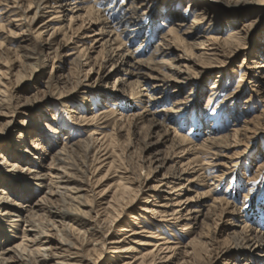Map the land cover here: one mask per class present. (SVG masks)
<instances>
[{
  "label": "rangeland",
  "instance_id": "374dc122",
  "mask_svg": "<svg viewBox=\"0 0 264 264\" xmlns=\"http://www.w3.org/2000/svg\"><path fill=\"white\" fill-rule=\"evenodd\" d=\"M36 1L0 0V144L24 150L28 160L19 163L44 175L24 179L26 171H15L4 179L0 166V188L6 185L10 200L23 201L22 188L39 199L58 187L64 141L81 148L77 157L90 146L86 175L69 168L82 180L90 215L63 222L38 209L53 263L264 264V82L260 89L254 81L264 68H257L264 3L234 10L214 0H148L147 9L112 27L123 16L117 5L136 0H49L32 22ZM196 2L213 10L197 15ZM233 35L221 48L241 47L216 66L201 69L188 59L214 60L219 45L211 38ZM136 60L145 74L127 70ZM130 80L139 82L131 87ZM145 92L159 98L147 102ZM124 185L135 192L120 205ZM54 203L64 205L57 196ZM4 210L0 257L26 264L13 248L32 242L29 223ZM68 227L73 248L62 242Z\"/></svg>",
  "mask_w": 264,
  "mask_h": 264
},
{
  "label": "bare ground",
  "instance_id": "6f19581e",
  "mask_svg": "<svg viewBox=\"0 0 264 264\" xmlns=\"http://www.w3.org/2000/svg\"><path fill=\"white\" fill-rule=\"evenodd\" d=\"M147 1L148 0H136L135 2H132V3L128 2L129 5L127 3H125V4L123 3L122 5H117L119 8V11H121L123 16H122V19H120V20L118 19V21L112 23V27H114V26L120 27L123 23L126 22V19H125L126 16L129 13L137 12L138 8L143 7L144 9H147L148 8ZM191 1H197V0H191ZM214 1L224 2V3L228 4L230 7H233L234 10L236 8H238V6H240V5H241V7L244 6L248 9V7L250 8V6L255 5V3L257 2V0H214ZM49 4H50L49 0H37L36 1V8L34 10L33 17L31 18L32 22H34L35 19H37L39 17V15L44 11V9L46 7L50 6ZM62 5L63 4H60L58 6H62ZM126 5H128V7ZM194 7L196 9L197 15H202L203 17L208 15L213 10V4H211V3L201 4L199 2L198 3L196 2L194 4ZM139 28H140V26L135 25L134 27L129 28V30L130 31L131 30H139ZM44 31H46V30H44ZM170 32L176 33V30L174 28H170ZM41 33H43V31ZM111 33H114L113 30L111 31ZM116 35H117V37H119L118 34H116ZM176 35H177L176 40H179L180 38H179L178 34H176ZM52 36H53V32L49 33L47 40H49L50 37H52ZM117 37L115 36V38L113 40H116ZM237 37L238 36H234V35L230 38L212 37L211 38L212 42L218 43V45H219L215 49L214 57H216V58H214V60L210 59L209 61H204V58L196 60L197 58H194V57H190L188 59H190V61L193 62L192 64L199 66L198 68H201V69L204 68L205 66H208V65L216 66L217 64H215V63L220 62L221 57H225L228 54H232L234 50H237V48L241 47L240 45H237L236 47H234L230 51H227V50L221 48V47H224L223 44H229V43H231L232 38L235 39ZM122 44H123V42H122ZM42 45L43 46H41V48L43 47L44 50H49L52 48V42H50V40H49V42H46V43L44 42V44H42ZM25 56H27V55H25ZM78 59H79V57H78ZM140 61L141 60H136L133 63L129 61V65L132 68L130 67L131 69L128 68L127 70L131 71V75L135 76L136 74H139V73L145 74V72H139L138 71V70H140V68L143 65ZM190 66L193 67L192 65H190ZM263 67H264V62H260V64L257 66L258 69L263 68ZM136 69H138V70H136ZM152 69H154V68H152ZM260 72H262L261 78L257 77L254 81H255L256 85H259L258 82H260L259 87L261 89V84L264 82L263 81L264 68ZM136 78H138V75L136 76ZM117 80H118V78H117ZM138 82H139L138 80H135V82H133V80H130L128 82V84L131 85V87H134V83H135V85H137ZM145 89H146L145 87H141L138 90L142 91ZM133 91H134V93H137L140 95L143 94L142 92H135V90H133ZM153 92H145L144 93V96H147V100H146L147 102L153 103L157 98H159V96L157 94H154ZM75 118H76V120H79L78 116H76ZM95 118L96 117H93V119H95ZM111 135H112V133H111ZM111 139H114V138H111ZM181 140L186 141L188 139H186L185 136L181 135ZM73 145H74V143H72V142L64 141L62 147L58 150V154L56 155V159H58V166H57L58 168H57V171L55 173L56 178H57L56 183L58 184V187L55 189H51L50 191H44L43 196H41L39 199H35V200L33 199L32 200V198H31L32 196L29 195V193H27V192L25 193L26 189L22 188L21 190H19V194L24 196L23 201H17L15 199L10 200L11 199L10 194L6 193L7 192L6 191L7 190L6 185H4L2 188H0V210H1L2 206H4L6 208V210H4V212L10 213L11 216H13V218H14L13 221H17L18 219L23 218L24 221L29 223L30 227L27 229L28 232L25 231V237H26L25 239H28V241L31 240L32 242L28 243L26 240L23 243L16 244L13 248V251H15L17 253H22L23 257H27L26 258L27 261L25 260L26 264H27V262L30 264H79V263L71 262L70 260L65 259V258H61V260L53 263V261L51 260V258L49 256L50 254L48 252V249H49L48 243H47V241H45V240H47L48 234L43 235V233L47 232V226H46V224H42L39 221H37V218L40 217L41 215H43L42 213H44L47 210L50 211L51 216L58 217L63 222L68 220L69 218H72V217L73 218L75 217V219H76L79 216H82V220H83L84 216L90 215L89 209H85V207L88 206V203L82 198L83 195L81 194V189L83 186L82 180L78 179L79 175H77L75 172L76 170H78V172L82 173V176L86 175V173H87V162H88L87 156H88V152L90 150V146L85 145L86 148L83 149L84 148L83 147L82 149L86 152V154L77 157L76 156L77 151L80 152L81 148L73 147ZM203 145H206V144H203ZM11 147H12V143L8 144L7 146L0 144V166H1V168L3 167V170H1V171L5 174V176H3L4 179H6L8 177L7 176V175H9L8 173H10V172L15 173V171H20V172L26 171V173L28 175H30V177L27 178L25 176L24 179H29V178L39 179V178L43 177V175H44L43 173L34 171L33 167H31L29 165V164H31L30 162L26 163L25 165L19 163L23 159L28 160V156L26 155L27 153L26 154L22 153L24 150L22 152L21 151L20 152L13 151V153H11ZM26 152L32 154V151L26 150ZM24 153H25V151H24ZM6 154H8V155H6ZM73 155L77 159L75 164L71 163L72 160L70 159V158L74 157ZM69 159L71 160V162ZM29 161H30V159H29ZM73 162H75V161H73ZM72 166H75V169H76L75 171H71L69 169ZM4 170L6 172H4ZM20 172H18V173L20 174ZM63 174H66V175H63ZM57 175H58V177H57ZM58 178H60V179L58 180ZM161 181H163V180H161ZM4 183H6V180H4ZM166 183H168L170 185V181H167ZM158 186H159V184L158 185L156 184L153 187H158ZM182 186H184V185H182ZM26 191H28V190H26ZM132 192H135L134 188L128 187L126 185L122 186V192L116 196V199L118 201H120V205L122 204V202H121L122 199H128L127 203H129V201H132V198H133V195L131 194ZM25 195H27V196L25 197ZM55 196L59 197L61 199V201H63V204H64V205L62 204L63 207H60V208L56 207V204L54 203V197ZM117 200H116V202H117ZM38 201H40V202L38 203ZM178 201H179V203H181V200H178ZM178 205L180 206L181 204H178ZM52 208H56V209L54 210ZM179 208L180 207H177L173 213L174 214L179 213L180 212ZM38 209L42 213L40 211H38ZM116 209H117L116 211L120 214V211L118 210V208H116ZM197 210L198 209H196V208L190 209L189 213H190L192 218H196L197 214L192 215V213L194 211H197ZM117 216H118V214H116L112 210L111 211V223L114 222V219ZM49 221H51V220H49ZM84 221H85V219H84ZM121 230L128 231L129 229L124 227V228H121ZM29 232H31V233H29ZM30 234H32V235H30ZM67 235L65 236L63 234L62 242L66 246H68V248L69 247L73 248L75 245L74 241L72 240V236L74 235V231L71 227H68ZM30 236H32V237H30ZM127 248L128 247H122L120 249L127 250ZM11 249H12L11 247L8 248V250H11ZM0 264H8L7 257L1 256L0 257ZM141 264H144V262L142 261Z\"/></svg>",
  "mask_w": 264,
  "mask_h": 264
},
{
  "label": "snow or ice",
  "instance_id": "6c2138e0",
  "mask_svg": "<svg viewBox=\"0 0 264 264\" xmlns=\"http://www.w3.org/2000/svg\"><path fill=\"white\" fill-rule=\"evenodd\" d=\"M261 3H264V0H260ZM249 27H251V25H249ZM0 131H2V129H0Z\"/></svg>",
  "mask_w": 264,
  "mask_h": 264
}]
</instances>
